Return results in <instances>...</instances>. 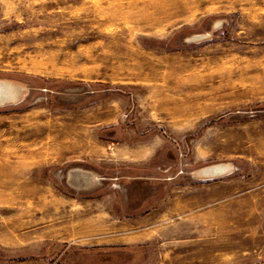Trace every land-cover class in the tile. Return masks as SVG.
Here are the masks:
<instances>
[{
    "label": "rangeland",
    "instance_id": "1",
    "mask_svg": "<svg viewBox=\"0 0 264 264\" xmlns=\"http://www.w3.org/2000/svg\"><path fill=\"white\" fill-rule=\"evenodd\" d=\"M0 85V264H264V0H0Z\"/></svg>",
    "mask_w": 264,
    "mask_h": 264
},
{
    "label": "crops",
    "instance_id": "2",
    "mask_svg": "<svg viewBox=\"0 0 264 264\" xmlns=\"http://www.w3.org/2000/svg\"><path fill=\"white\" fill-rule=\"evenodd\" d=\"M9 192H12L13 191H9ZM8 192V193H9ZM1 193V192H0ZM8 193L6 194L7 197H5L6 200H9L8 198ZM18 193V192H17ZM0 197L2 198L3 196L0 195ZM116 248V247H115ZM123 248H127V247H123ZM122 248V249H123ZM98 249H108V248H89V249H85L84 251H79L78 252V257L79 258H76V260L78 262H81L80 264H113L114 262L111 260V261H108L107 259H104L103 257L104 256H107L108 257L112 254L113 256L114 255H123V253L119 252V251H113L112 253L108 254V253H103V254H99L98 252L95 253V251H97ZM129 249L132 253H125L126 255H129V256H134V257H137V256H143V253L144 250L143 249H140L138 247H136V249L134 248H127ZM109 250V249H108ZM81 257V258H80ZM146 261H144V259H141L139 258L137 260V263L136 264H145ZM135 264V263H134Z\"/></svg>",
    "mask_w": 264,
    "mask_h": 264
},
{
    "label": "water",
    "instance_id": "3",
    "mask_svg": "<svg viewBox=\"0 0 264 264\" xmlns=\"http://www.w3.org/2000/svg\"><path fill=\"white\" fill-rule=\"evenodd\" d=\"M0 92H3V93H6V92H8V90H9V88H10V86L9 85H0Z\"/></svg>",
    "mask_w": 264,
    "mask_h": 264
}]
</instances>
